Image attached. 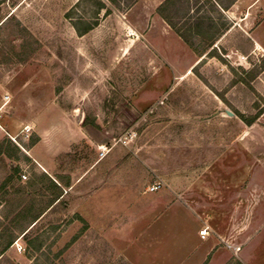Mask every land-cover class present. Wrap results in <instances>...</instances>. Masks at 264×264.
Returning a JSON list of instances; mask_svg holds the SVG:
<instances>
[{"label":"rangeland","instance_id":"obj_1","mask_svg":"<svg viewBox=\"0 0 264 264\" xmlns=\"http://www.w3.org/2000/svg\"><path fill=\"white\" fill-rule=\"evenodd\" d=\"M257 4L0 0V223L11 228L0 234V264H181L189 244L200 248L201 222L186 193L204 195L207 173L210 183L231 175L232 189L264 183V54L250 38L264 15ZM34 92L36 110L24 100ZM65 101L98 131L84 132L71 148L59 142L49 173L71 180L60 202L36 222L11 223L16 204L3 200L6 191L23 189L16 196L35 210L55 198L37 178L45 171L35 159L49 158L40 137L48 103ZM181 173L191 179L177 186Z\"/></svg>","mask_w":264,"mask_h":264},{"label":"crops","instance_id":"obj_2","mask_svg":"<svg viewBox=\"0 0 264 264\" xmlns=\"http://www.w3.org/2000/svg\"><path fill=\"white\" fill-rule=\"evenodd\" d=\"M256 2H258L257 5L261 6L260 10L263 9L264 12V0H256ZM254 11L255 10H252V13ZM263 26L264 15L261 21L252 28L250 34V38L253 41L254 52L261 54H264V31L261 30ZM203 54H201V56H203ZM200 59L199 57L196 62ZM27 83L28 81L25 85ZM24 86L18 90L20 97L24 92ZM61 94H64L65 100H70V97L67 98L70 96V93H66V91L63 90ZM66 94H68L67 97H65ZM38 95L37 92H34L24 97L25 101L30 100V104L28 105L29 109L36 110L37 103H33V100L38 99ZM65 102L66 103L61 107L60 105L56 107L54 102L48 103L49 106L46 107L47 117L45 118L47 127L45 134H41L40 137L49 142H46L45 146L47 148L46 151H48L46 154H49V158H34L45 171V173H41L42 175L37 176V178L40 181L44 180L48 182L50 185L47 190L53 191L55 198L58 197L56 202L46 211H49L50 208H53L60 202V198L63 194L62 184L70 186L71 181L67 178V181L60 183L49 173V171L52 172L55 170V156L61 153V151L56 150L57 146L60 145L61 142L70 141L69 147L71 148L76 140L84 138V132L92 130L98 131V129L90 124H83V116L81 115L80 108L77 107L76 104L70 106L68 101ZM37 119L38 118H35L34 120L39 122L41 117L39 120ZM263 119L264 112L260 120ZM34 120H30V123L33 122L35 124ZM26 121L27 120H18L16 121L18 123L15 124L16 126H20L21 123H23V127ZM257 126L260 127L261 125L254 123L250 127L257 128ZM262 127L264 128V126ZM40 131L42 132L43 129ZM39 144L40 143L34 145L32 148H37ZM211 174L212 173H207L204 175V178L207 180L204 187V195L197 193L196 198H194L192 191H189L188 194L186 193V197L190 201V209L192 208V210L189 209L191 214L197 218L196 220H200L201 222L198 226V235L202 240V245H200L199 248V246L192 247L189 244L187 253L183 255V257H180L182 261L186 259V261H184V263L181 262V264H203L208 257L210 258L206 264H264V183L260 184L255 182L254 186L249 188H244L238 184L237 189H232L226 186V181L230 180L229 176L231 175L223 174V177L220 178L222 180L221 182L215 183L212 181L210 183L208 182V176H212V179L214 177L213 174ZM48 177L53 179L62 190L55 188ZM238 177L241 180L242 176L240 174H238ZM243 177L245 178L244 175ZM189 179L191 178L187 175H183L182 173L180 175L177 174V186H184ZM250 179L256 181L258 175L253 173ZM197 180H201V178ZM32 186L38 187L36 182H33ZM45 187L47 188V186L42 185L40 188L43 189ZM55 190L58 191V193H56ZM178 192L180 194L183 192L182 187H177V193ZM180 204L181 203H177V217L183 214ZM206 225L209 226V234L205 238H202L199 231ZM235 248L239 249L236 250ZM195 257L197 259L194 261Z\"/></svg>","mask_w":264,"mask_h":264},{"label":"trees","instance_id":"obj_3","mask_svg":"<svg viewBox=\"0 0 264 264\" xmlns=\"http://www.w3.org/2000/svg\"><path fill=\"white\" fill-rule=\"evenodd\" d=\"M168 2H170V1H168ZM160 8L161 7H159V10H160ZM164 18L171 25V27L175 30V32L178 33V35L180 37H182V39H184V41L191 48H193V49L196 48V43L194 41H192L188 36H186L185 34H183V32L181 31V29L179 27H177V24L173 20V18L166 17L165 15H164ZM220 35H222V32L221 31L218 32V33H216L215 37L216 36H220ZM214 43H215V41L213 39L212 42H211V44H210V46L213 45ZM210 46H208V48ZM205 52H206V50L204 52H202V54L205 53ZM49 180H50V182L53 184V186L55 188H58V189L62 190L61 187L53 179L49 178ZM10 182H13V177H11V176L2 183V186L1 187L6 189V186ZM40 182L41 183H44V180H41ZM23 191L24 190L21 189V188L15 190L14 193H7V191H6L7 194L5 193V195H7V196H3L2 197L4 201H6V202L9 203V205L10 204L12 205L14 203L16 204L15 209L10 211V214H15L12 217V219L10 220L11 223H13L16 220L23 219L25 217H31V219H32L33 222L38 221L41 218V216L46 212V210L52 204H54L56 202L57 198H58V197H56V198L52 199V201H50V203H48V205L46 207H43V208H40V209L35 210L33 208V206L32 207L29 206V204H28V202H27V200L25 198L20 197V196H16V194H21V193H23ZM13 195H15L16 197H13V199H12V196ZM10 214L9 215H5V217L9 218ZM7 230H9V231L11 230L10 226L9 225H3V223H0V234H1L2 237L3 236L5 237L7 235V233H6ZM12 243H13V239L11 237L8 238L6 240V243H5V246H4L3 250L8 249L12 245Z\"/></svg>","mask_w":264,"mask_h":264},{"label":"built area","instance_id":"obj_4","mask_svg":"<svg viewBox=\"0 0 264 264\" xmlns=\"http://www.w3.org/2000/svg\"><path fill=\"white\" fill-rule=\"evenodd\" d=\"M6 98L8 99V95L6 96ZM26 132H29L30 131V128L29 127H26ZM102 154H104V152L102 153ZM22 178L23 179H26L27 178V176L25 175V174H22ZM159 188V185L158 184H155V185H152L151 186V188H150V190L151 191H155V190H157ZM199 234H200V236L202 237V238H205L208 234H209V226H205V227H203L200 231H199ZM236 250H238L239 248H235Z\"/></svg>","mask_w":264,"mask_h":264},{"label":"water","instance_id":"obj_5","mask_svg":"<svg viewBox=\"0 0 264 264\" xmlns=\"http://www.w3.org/2000/svg\"><path fill=\"white\" fill-rule=\"evenodd\" d=\"M227 112H228L229 115H234V113L231 112V111H227Z\"/></svg>","mask_w":264,"mask_h":264}]
</instances>
